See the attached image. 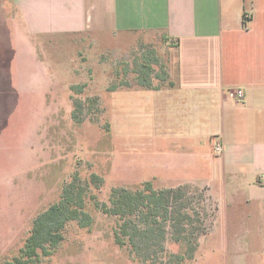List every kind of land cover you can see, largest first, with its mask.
<instances>
[{
  "label": "rangeland",
  "instance_id": "rangeland-1",
  "mask_svg": "<svg viewBox=\"0 0 264 264\" xmlns=\"http://www.w3.org/2000/svg\"><path fill=\"white\" fill-rule=\"evenodd\" d=\"M18 3L0 0V264L19 255L34 219L57 203L74 179L86 188L85 209L93 223L81 228L70 222L60 248L37 264H159L171 254H185L183 264H232L234 235L239 229H253L245 227V214L257 219L259 208L236 193L231 179L219 177L216 161L205 155L200 171L168 170L165 157H159L162 169L155 170L162 177L150 179L154 170L142 162L147 153L132 147L131 113L116 114V104L126 98L113 91L162 84L175 49L163 39L141 35H33ZM143 64L151 69H142ZM183 174L199 178H165ZM92 175L103 183L95 184ZM149 181L156 190L185 187L187 203L199 211L196 219L203 224L200 229L197 224L190 227L189 245L174 242L168 232L165 241L151 248L149 256L155 261L145 263L133 257L128 246L116 244L119 220L98 206L109 204L114 188L136 190ZM249 245L248 262L255 258L259 264L263 244Z\"/></svg>",
  "mask_w": 264,
  "mask_h": 264
},
{
  "label": "crops",
  "instance_id": "crops-1",
  "mask_svg": "<svg viewBox=\"0 0 264 264\" xmlns=\"http://www.w3.org/2000/svg\"><path fill=\"white\" fill-rule=\"evenodd\" d=\"M17 10L33 35H141L175 49L162 84L113 91L126 98L116 114L131 113L132 147L147 153L150 179L162 177L159 157L168 170L200 171L204 155L216 161L215 173L261 213L245 214L253 229L234 235L232 264H256L246 256L253 241L263 244L264 264V0H19Z\"/></svg>",
  "mask_w": 264,
  "mask_h": 264
},
{
  "label": "trees",
  "instance_id": "trees-1",
  "mask_svg": "<svg viewBox=\"0 0 264 264\" xmlns=\"http://www.w3.org/2000/svg\"><path fill=\"white\" fill-rule=\"evenodd\" d=\"M149 65L143 64L141 68L151 69ZM75 106L78 110L81 103ZM91 178L95 184L103 183L97 175H92ZM184 188L156 190L149 181L136 190L112 189L109 204L104 203L98 207L106 215L119 220L115 232L116 244L121 247L128 246L131 255L143 258L145 263L155 261L153 256H149L151 248L158 242L165 241L168 232L172 233L174 242L181 245L192 244L190 240L193 232L190 227L197 224L195 227L200 229L203 221L196 219L199 211L187 203L188 192ZM86 197V188L77 184V179L67 184L61 199L34 219L30 235L19 255L5 264H37L41 258L52 257L60 248L65 240V229L70 222H78L81 228L90 227L93 219L85 209ZM202 210L206 211V208L203 206ZM196 249L197 246H193L190 253H194ZM185 259V254H171L167 261L161 260L159 264H183Z\"/></svg>",
  "mask_w": 264,
  "mask_h": 264
},
{
  "label": "built area",
  "instance_id": "built-area-1",
  "mask_svg": "<svg viewBox=\"0 0 264 264\" xmlns=\"http://www.w3.org/2000/svg\"><path fill=\"white\" fill-rule=\"evenodd\" d=\"M231 95H232V97H234V98L236 99V101H238V102L243 101V100H244V97H245L244 92H243L242 90H236V91H234V92H231ZM216 151H217L218 153H221V151H222V146H221L220 143H217V144H216Z\"/></svg>",
  "mask_w": 264,
  "mask_h": 264
}]
</instances>
